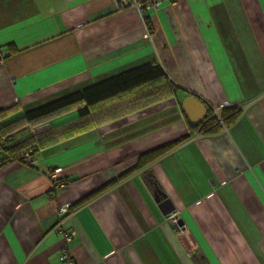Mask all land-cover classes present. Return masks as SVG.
I'll return each instance as SVG.
<instances>
[{"label":"crops","instance_id":"obj_1","mask_svg":"<svg viewBox=\"0 0 264 264\" xmlns=\"http://www.w3.org/2000/svg\"><path fill=\"white\" fill-rule=\"evenodd\" d=\"M146 17L147 29L115 0H0V108L17 105L6 119L144 62L160 64L178 86L39 148L34 162L1 161L0 264H62L63 247L73 264H264V0H159ZM190 93L241 114L219 132L193 133L181 107ZM188 135L68 210L59 226V205ZM58 165L62 188L48 176Z\"/></svg>","mask_w":264,"mask_h":264},{"label":"trees","instance_id":"obj_2","mask_svg":"<svg viewBox=\"0 0 264 264\" xmlns=\"http://www.w3.org/2000/svg\"><path fill=\"white\" fill-rule=\"evenodd\" d=\"M12 50L15 49L12 47ZM177 89L178 86L168 77L160 64L144 62L29 108L12 119L6 118L16 112L17 105L2 107L0 108V147L5 153L4 159L17 158L25 161L26 159L18 156L19 152L29 149L33 154L43 146L159 102L172 96ZM190 94L197 96L194 93ZM204 104L207 107L204 118L195 125L187 121L189 129L196 134L207 135L219 132L223 127L232 125L241 114V108L235 105H225L214 109L205 102ZM71 113L73 115L69 118L61 119ZM45 122L49 123L47 128L35 133L30 132L29 126ZM22 130H27V135L12 142L13 136ZM189 136L180 137L139 154L130 167L70 204L68 210L78 207L133 172L144 168ZM144 180L152 192L160 194V185L153 174L146 171ZM55 185L54 182V188Z\"/></svg>","mask_w":264,"mask_h":264},{"label":"built area","instance_id":"obj_3","mask_svg":"<svg viewBox=\"0 0 264 264\" xmlns=\"http://www.w3.org/2000/svg\"><path fill=\"white\" fill-rule=\"evenodd\" d=\"M159 0H115L116 6L118 9H123L126 7H133L138 12L139 16L141 17L142 21H144L145 27L147 26L146 22V15L150 8L157 6ZM147 29V27H146ZM1 126V121H0ZM49 126L48 122L35 125V126H29V130L31 133H35L38 131H41ZM31 150H25L18 153V156L21 158L26 159L28 162H34V159L31 154ZM4 159L2 148L0 147V161ZM63 170V167L61 165L55 166L51 168L48 172V176L50 179H52L56 185L57 188H62L64 185V179L61 175V172ZM69 203H64L62 205H59L57 208V214H58V224L61 225V222L63 221V218L68 212ZM168 218L174 222L177 227L180 226L178 223L179 218L175 213H169ZM73 231H64V239L68 240L72 236ZM60 260L62 264H73L72 259L70 258L68 251L65 247L62 248L61 254H60Z\"/></svg>","mask_w":264,"mask_h":264},{"label":"water","instance_id":"obj_4","mask_svg":"<svg viewBox=\"0 0 264 264\" xmlns=\"http://www.w3.org/2000/svg\"><path fill=\"white\" fill-rule=\"evenodd\" d=\"M181 107L187 117V120L193 125L199 123L204 118L207 112V107L204 102L200 98L192 94H188L183 97V99L181 100ZM159 205L167 215L172 211V209L168 206L167 199L160 200ZM178 223L182 224L180 219Z\"/></svg>","mask_w":264,"mask_h":264},{"label":"rangeland","instance_id":"obj_5","mask_svg":"<svg viewBox=\"0 0 264 264\" xmlns=\"http://www.w3.org/2000/svg\"><path fill=\"white\" fill-rule=\"evenodd\" d=\"M67 116H71V114H68ZM65 117V116H64ZM63 117V118H64ZM61 118V119H63ZM60 120V119H59ZM27 134V130H22V131H19L17 132L15 135H14V139H19V138H22L23 136H25Z\"/></svg>","mask_w":264,"mask_h":264}]
</instances>
